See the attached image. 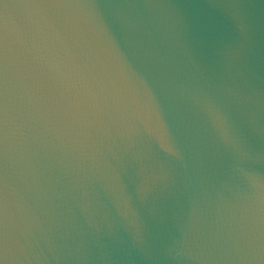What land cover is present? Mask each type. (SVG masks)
<instances>
[{"label": "clouds", "instance_id": "9594fccd", "mask_svg": "<svg viewBox=\"0 0 264 264\" xmlns=\"http://www.w3.org/2000/svg\"><path fill=\"white\" fill-rule=\"evenodd\" d=\"M0 264H264V0H0Z\"/></svg>", "mask_w": 264, "mask_h": 264}]
</instances>
